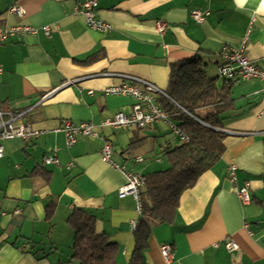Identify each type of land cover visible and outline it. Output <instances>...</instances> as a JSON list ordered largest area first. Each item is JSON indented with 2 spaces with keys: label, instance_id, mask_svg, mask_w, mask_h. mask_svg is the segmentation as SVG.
<instances>
[{
  "label": "crops",
  "instance_id": "obj_1",
  "mask_svg": "<svg viewBox=\"0 0 264 264\" xmlns=\"http://www.w3.org/2000/svg\"><path fill=\"white\" fill-rule=\"evenodd\" d=\"M83 1L0 0V28L37 29L0 44V108L25 111V121L45 131L35 139L4 142L0 264H77L67 222L74 208L95 217L96 231L118 246L116 262L128 263L140 210L131 196H118L124 175L101 159L100 149L108 141L116 163L145 175L166 169L162 151L180 140L159 121L144 129L102 127L99 137L79 136L67 146L64 133L54 131L63 120L99 124L132 110L130 96L106 94L105 88L137 77L165 90L171 64L195 55L221 83V47H238L245 36V55L264 68V0H96L97 16L112 25L107 32L88 28L74 12ZM12 5L23 9L22 17L8 11ZM204 9L209 14L197 23L192 12ZM157 22L165 23L162 33ZM263 88L262 79L233 82L232 108L222 114L225 151L181 194L175 222L153 225L144 264H264ZM206 110L211 109H201ZM50 156L56 162L46 163ZM229 164L237 167L235 182L227 177ZM245 184L247 204L236 191ZM226 240L238 249L228 251ZM164 244L172 249L169 261L160 251Z\"/></svg>",
  "mask_w": 264,
  "mask_h": 264
},
{
  "label": "trees",
  "instance_id": "obj_2",
  "mask_svg": "<svg viewBox=\"0 0 264 264\" xmlns=\"http://www.w3.org/2000/svg\"><path fill=\"white\" fill-rule=\"evenodd\" d=\"M87 60H92V56ZM232 84V80L222 79L219 83L216 77L209 76L199 55L171 64L165 92L190 115L167 99L158 100L163 110L172 113L173 122L188 141L163 149L168 162L166 169L142 175L140 216L134 224V247L127 264H144L143 251L153 225L174 223L181 194L223 155L226 135L222 131V114L232 108L229 96ZM207 107L211 110L201 111ZM50 213L49 206L47 214ZM67 222L74 233L72 258L77 264H118L117 244L110 242L106 233L96 231L92 214L74 208Z\"/></svg>",
  "mask_w": 264,
  "mask_h": 264
},
{
  "label": "built area",
  "instance_id": "obj_3",
  "mask_svg": "<svg viewBox=\"0 0 264 264\" xmlns=\"http://www.w3.org/2000/svg\"><path fill=\"white\" fill-rule=\"evenodd\" d=\"M96 6V0H85L74 7V12L82 16L83 22L88 28L99 32H107L112 28V25L97 16ZM8 11L17 14L19 17H22L24 14L23 9L18 5H12ZM208 14V9L194 10L192 12V18L197 23H201ZM157 28L159 33H162L165 28V23L157 22ZM42 29L46 35L50 34V28L48 26H44ZM36 32V28L28 25L17 24L6 26L0 28V44L11 37L18 35L25 36ZM246 41L247 36L242 39L238 47L228 45H223L221 47L219 56L222 59V63L218 67L219 77L232 80L233 82L248 81L255 78L264 80V68L256 66L244 53ZM1 73L2 68L0 66V74ZM128 79H130V83L107 87L104 89V92L111 95L130 96L134 100L132 110L129 113L121 111L116 112L113 116L104 119L99 124H94L89 121L74 124L68 120H63L61 125L55 128L54 131L60 130L64 133L67 146L74 145L79 136L99 137L98 129L102 127H110L115 131L144 129L159 121L166 123L172 133L179 138L180 142L188 141L187 135L173 122L172 113L163 110L158 99H167L181 111L187 114H189V112L172 101L165 90L160 89L156 85L137 77H129ZM51 92L53 91H49L42 96V100L44 101L48 98ZM25 114V111H5L0 108V158L4 155L5 141L14 138L31 140L45 133L43 129H36L29 125L24 119ZM112 153L113 146L108 141H104L100 149L101 159L114 169L121 171L125 178V182L118 189V196L120 198L131 196L136 201L137 208L140 210V189L144 183L143 176L125 171L123 166L112 159ZM135 161L141 162L142 159L141 157H136ZM45 162H56V159L54 156H50L45 158ZM236 169L237 167L235 164H229L226 168L227 177L232 182H235ZM236 191L242 203L247 204L251 201L248 184L237 187ZM225 247L231 252L238 249L237 243L232 240H226ZM160 251L166 261L171 259L172 249L170 245H162Z\"/></svg>",
  "mask_w": 264,
  "mask_h": 264
},
{
  "label": "rangeland",
  "instance_id": "obj_4",
  "mask_svg": "<svg viewBox=\"0 0 264 264\" xmlns=\"http://www.w3.org/2000/svg\"><path fill=\"white\" fill-rule=\"evenodd\" d=\"M148 156V155H147ZM147 160H148V157H147ZM163 163H165V162H163ZM158 166H161L160 164H158Z\"/></svg>",
  "mask_w": 264,
  "mask_h": 264
}]
</instances>
